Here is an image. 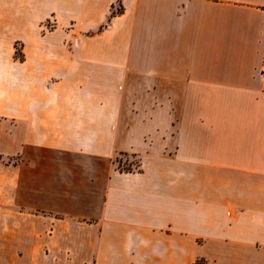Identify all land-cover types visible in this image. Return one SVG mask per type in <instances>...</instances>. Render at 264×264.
<instances>
[{
	"label": "crops",
	"instance_id": "obj_1",
	"mask_svg": "<svg viewBox=\"0 0 264 264\" xmlns=\"http://www.w3.org/2000/svg\"><path fill=\"white\" fill-rule=\"evenodd\" d=\"M0 264H264V0H0Z\"/></svg>",
	"mask_w": 264,
	"mask_h": 264
},
{
	"label": "rangeland",
	"instance_id": "obj_2",
	"mask_svg": "<svg viewBox=\"0 0 264 264\" xmlns=\"http://www.w3.org/2000/svg\"><path fill=\"white\" fill-rule=\"evenodd\" d=\"M116 7L118 8V6ZM117 158H121V160L125 159V163L121 164L122 169H132L131 165L134 163V160L130 159L129 156H117Z\"/></svg>",
	"mask_w": 264,
	"mask_h": 264
},
{
	"label": "trees",
	"instance_id": "obj_3",
	"mask_svg": "<svg viewBox=\"0 0 264 264\" xmlns=\"http://www.w3.org/2000/svg\"><path fill=\"white\" fill-rule=\"evenodd\" d=\"M119 12H120V8H119V6H118V8L116 7V8H114V9L112 10V12H111V16H113V15L119 13Z\"/></svg>",
	"mask_w": 264,
	"mask_h": 264
}]
</instances>
